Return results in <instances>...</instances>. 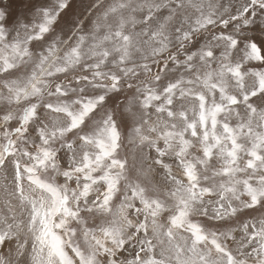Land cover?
Listing matches in <instances>:
<instances>
[{"label":"clouds","instance_id":"obj_1","mask_svg":"<svg viewBox=\"0 0 264 264\" xmlns=\"http://www.w3.org/2000/svg\"><path fill=\"white\" fill-rule=\"evenodd\" d=\"M49 227L52 264H264V0H0V264Z\"/></svg>","mask_w":264,"mask_h":264},{"label":"snow or ice","instance_id":"obj_2","mask_svg":"<svg viewBox=\"0 0 264 264\" xmlns=\"http://www.w3.org/2000/svg\"><path fill=\"white\" fill-rule=\"evenodd\" d=\"M250 156L254 159L259 158L257 153L255 152L250 153ZM251 230L252 229L250 228L249 231ZM48 234L51 235V238L48 240V245H49L48 256L46 257L43 254L38 253L36 256V264H52V261L49 260L48 257H56L62 259V247L58 236L52 231L50 227L48 228V233H46V235ZM193 236L195 242H199L204 239L203 235L199 232L198 228H196L195 226H193ZM3 243L7 245L8 241L5 239L3 240ZM211 243L217 248L220 247V245L215 240L211 241Z\"/></svg>","mask_w":264,"mask_h":264}]
</instances>
